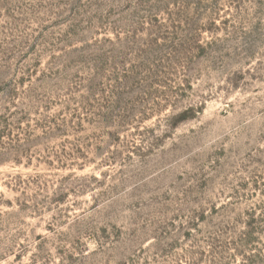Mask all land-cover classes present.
Wrapping results in <instances>:
<instances>
[{
    "label": "rangeland",
    "instance_id": "374dc122",
    "mask_svg": "<svg viewBox=\"0 0 264 264\" xmlns=\"http://www.w3.org/2000/svg\"><path fill=\"white\" fill-rule=\"evenodd\" d=\"M0 264H264V0H0Z\"/></svg>",
    "mask_w": 264,
    "mask_h": 264
}]
</instances>
